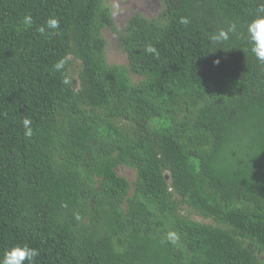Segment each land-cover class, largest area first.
<instances>
[{
  "label": "trees",
  "instance_id": "obj_1",
  "mask_svg": "<svg viewBox=\"0 0 264 264\" xmlns=\"http://www.w3.org/2000/svg\"><path fill=\"white\" fill-rule=\"evenodd\" d=\"M159 4L118 27L107 0H0V257L264 264V62L246 32L264 0Z\"/></svg>",
  "mask_w": 264,
  "mask_h": 264
},
{
  "label": "clouds",
  "instance_id": "obj_2",
  "mask_svg": "<svg viewBox=\"0 0 264 264\" xmlns=\"http://www.w3.org/2000/svg\"><path fill=\"white\" fill-rule=\"evenodd\" d=\"M260 11L264 12V8H261ZM23 22L26 26L30 27L33 24L31 15H25ZM188 22L187 19L182 18V23L187 24ZM58 28L59 20L50 17L46 21L45 26H41L38 30L41 35H46V29L56 30ZM236 31V24H231L226 30L220 29L217 32L212 33L209 37V41L213 44H222L225 41H228L230 39V34H234ZM246 32L247 41L250 45V52L258 61L264 62V15H256L250 19L246 25ZM145 51L151 54H156V49L151 45L147 46ZM214 63H219V61L216 60ZM63 67V60L56 62L54 65V68L57 71ZM64 83L67 84L68 80L65 79ZM22 123L24 127L23 134L25 138L30 139L34 134L31 127V121L30 119L25 118ZM167 238L174 242L178 237L176 233L169 232ZM39 254V250L36 248L29 247L26 244H16L4 251L2 257H0V264H35V258L38 257Z\"/></svg>",
  "mask_w": 264,
  "mask_h": 264
},
{
  "label": "rangeland",
  "instance_id": "obj_3",
  "mask_svg": "<svg viewBox=\"0 0 264 264\" xmlns=\"http://www.w3.org/2000/svg\"><path fill=\"white\" fill-rule=\"evenodd\" d=\"M107 2L112 8V16L118 27L124 25L134 11H140L147 16H153L160 10L159 0H107ZM103 33L108 42L106 47L107 60L110 63H124L126 61L125 54L116 45L110 29L105 28ZM73 69L74 65L70 68L71 73ZM121 172L130 179L133 176V170L131 169L122 167ZM197 218L200 219L199 217Z\"/></svg>",
  "mask_w": 264,
  "mask_h": 264
}]
</instances>
